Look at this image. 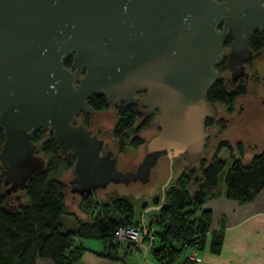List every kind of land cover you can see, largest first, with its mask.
<instances>
[{"label":"water","instance_id":"95a60500","mask_svg":"<svg viewBox=\"0 0 264 264\" xmlns=\"http://www.w3.org/2000/svg\"><path fill=\"white\" fill-rule=\"evenodd\" d=\"M256 26L264 28V0H0L5 193L45 169L31 140L40 127L51 132L59 153L73 155L68 187L82 199L108 184L147 182L161 158L183 157L182 168L191 167L208 151L203 120L215 116L216 103L205 91L219 76L214 66L224 34L230 30L223 53L234 81L244 74ZM67 55L69 66L62 62ZM135 92L158 129L143 142L136 167L119 169L116 154L104 150L106 139L76 115L94 111L89 94L103 93L110 106L130 102ZM158 195L142 212L157 207Z\"/></svg>","mask_w":264,"mask_h":264},{"label":"trees","instance_id":"16d2710c","mask_svg":"<svg viewBox=\"0 0 264 264\" xmlns=\"http://www.w3.org/2000/svg\"><path fill=\"white\" fill-rule=\"evenodd\" d=\"M228 42L229 35H225L223 52ZM263 45L264 29H253L248 41L249 58L252 59ZM223 54L214 66L219 76L205 91V98L231 112L236 97L245 93L246 86L242 80L232 82L228 79ZM70 58V55L63 57L65 66L69 65ZM86 101L94 111L108 107L103 93L89 94ZM261 102L264 104V95ZM115 110L113 135L123 143L126 139L127 145L137 147L141 139L128 135L140 115L136 105L121 103ZM203 123L205 128L215 129L217 140L213 150L208 156H201L191 167L181 168L175 178L163 187L157 208L149 215L151 226L157 225V229L153 228L154 239L148 250L157 264H176L181 256V262L192 264L195 261L185 254L188 248L197 252L207 249L217 253L220 250L223 224L209 229L211 212L204 206V201L216 188L221 171L224 182L222 195L241 203L251 200L264 185V147L254 152L248 161L242 162L230 153L231 145L222 138L226 118L220 115L205 117ZM32 135L31 140L45 159V169L33 174L24 187L14 193H5L0 179V264H36L39 260H47L49 264H74L84 249L80 242L75 243V237L98 238L102 244L99 253L117 257L118 244L112 241L115 227L137 222L132 219L130 200L121 197L101 203L94 209L91 206L93 200H89L80 207L89 218L71 215L73 225L63 228L61 217L72 213L65 203L66 183L58 178V174L63 168H70L73 157L58 152L51 132L46 128H37ZM1 137L0 131V141ZM236 143L239 148L240 143ZM221 148L229 150L227 163L218 155ZM189 183L193 184L192 190L188 189ZM128 248L129 243L125 245L124 252Z\"/></svg>","mask_w":264,"mask_h":264},{"label":"rangeland","instance_id":"374dc122","mask_svg":"<svg viewBox=\"0 0 264 264\" xmlns=\"http://www.w3.org/2000/svg\"><path fill=\"white\" fill-rule=\"evenodd\" d=\"M264 58V45L261 47V49L252 55V62H257ZM246 91L244 94L237 96V99L234 103V112L227 114L229 112L223 111V108L220 104H216V114L215 116L223 115L226 117V123L225 127L223 129L226 138H229L233 140V138L237 137L242 139V146L238 148L236 145L237 143L235 141L231 144V152L234 156L240 157L241 159H245L248 157V155H251L253 151L256 150L253 143L256 144L257 149H259V146H264V104L258 99L259 94H264V87L261 84H247ZM255 96H258L255 97ZM112 109L103 110V113H97L92 114L94 116V119L97 122H102L106 126H109V116L112 118ZM224 113V114H223ZM92 116V117H93ZM136 122V121H135ZM135 126V125H134ZM132 127L133 129L130 130L129 136H138L140 138V132L137 131L136 127ZM207 129V128H206ZM209 134L206 138L205 148H207L206 156L210 154V152L213 150V145L215 144L217 138L214 135L215 129L208 128ZM149 134V133H148ZM148 134L145 136V138L148 136ZM141 139V138H140ZM125 144L126 139H125ZM143 142L141 140V143L137 147L130 148L129 155L135 154L134 160H138L141 158L143 153ZM251 144L253 146L252 148H249L248 145ZM135 149H137L136 153L134 152ZM227 148H221L219 150L220 153L218 155L222 158L226 157V154L228 153ZM228 159L226 160L227 163ZM184 163V159L179 160H172L169 161L166 158L158 159L156 164L150 169L149 179L147 182L142 183L139 181H132L130 183L122 184L118 183L115 184V187L117 188V191L123 192L124 194L128 195L130 202L132 203L133 207V215L132 219L134 221L139 220L140 213L142 211V208L148 203L149 205L152 202V198L155 194H158L160 191H162L163 187L168 184L171 180L175 178L177 173L181 170L182 164ZM69 168H63V170L60 171L58 174V178L62 180L63 182L66 181V179L70 175ZM218 185L220 186L222 183V171L218 174ZM188 189H193V184L189 183ZM70 196L68 193L65 192V203L70 211V215H63L61 217V222L63 224V228H67L73 225V219L71 215H76L83 219H88L89 217L80 210L75 202L70 200ZM152 210H146V215L148 216L150 213H152ZM144 213V212H143ZM154 229H157V225H153ZM82 239V240H81ZM78 238L75 237V243H78L80 240L86 244L87 239L86 238ZM90 244H99L100 240L98 238H89L88 241ZM101 244V243H100ZM156 244V241H154V244ZM125 246V241L120 240L119 244L116 246L117 250L120 251ZM149 252V250H147ZM144 251L142 249H138L136 252L132 250L130 247L127 252L125 253V256L132 260L134 263L137 261V256H140L143 254ZM150 253V252H149ZM148 253V254H149ZM182 259L180 257L178 260ZM45 260H39L37 264H49L47 261L44 263ZM142 262H144L142 260Z\"/></svg>","mask_w":264,"mask_h":264},{"label":"crops","instance_id":"0c3cea01","mask_svg":"<svg viewBox=\"0 0 264 264\" xmlns=\"http://www.w3.org/2000/svg\"><path fill=\"white\" fill-rule=\"evenodd\" d=\"M255 97L258 98V96ZM258 99L261 101V97ZM222 108L224 111L223 106ZM233 112L234 110L227 114ZM221 134L222 138L226 139L230 145L235 141L239 142L242 146V139L237 137L233 138V140L226 138L223 130ZM246 145H248L249 148L253 147L251 144ZM253 145L256 150L253 151L252 154L264 147L259 146V149H257L256 144L253 143ZM230 153L232 154L231 149ZM251 155H248L245 159L239 158L242 162H245L248 161ZM224 159H228V153ZM217 185L218 184H216V188L205 198L204 206L208 207L211 212L210 230L216 229L220 223L223 224L221 247L217 253L210 252L207 249L198 251L197 256L199 260L192 264H264V185L251 200L243 203L222 195V190L224 188L223 176L221 185ZM212 192L217 193L214 194ZM142 213L141 211L140 214ZM144 213L146 214V211ZM86 239L89 241V238ZM81 240L79 242L84 249L80 251L79 255L74 260V264H157L155 259L147 252L148 249L145 248L142 242L135 247H132V243L129 244V248L131 247L134 252L138 249L144 251L143 254L137 256L138 262L134 263L125 256L127 251L124 252V247L120 251L116 248L117 257L106 256L99 253L102 250L101 242L92 245V243L90 244L88 241L84 244ZM142 260L144 262H142ZM46 261L47 260H45L44 263ZM176 264L189 263H183L180 259Z\"/></svg>","mask_w":264,"mask_h":264},{"label":"flooded vegetation","instance_id":"af4514ba","mask_svg":"<svg viewBox=\"0 0 264 264\" xmlns=\"http://www.w3.org/2000/svg\"><path fill=\"white\" fill-rule=\"evenodd\" d=\"M221 28H222V21H220L217 24V29H221ZM255 28H258L259 30H261L260 27L256 26V27L252 28L251 31ZM225 35H229V40H230V30L229 29H227L224 36ZM222 53H223V51H222ZM249 54H250V51H249ZM249 54L247 55L246 59L243 62L244 74L239 76L236 80L232 81L230 79V73L227 70V68H225L227 75H228V79L231 80L232 82L242 80L245 83V85H247L249 83H251V84H257L258 83L264 87V58L257 61V62H252V59L249 58ZM223 56H224V54H223ZM69 64H70V62H69ZM225 67H226V65H225ZM263 95L264 94L261 93V94H259V97H262ZM135 96L136 97L133 100H131L130 102H127L124 99H120L117 101L113 100L110 106L107 105L108 107L104 110H108V109L111 110L112 109V111H111L112 118L109 116V126H106L102 122L99 123L94 119L93 115L97 114V113H103L102 112L103 110L93 111L92 113H85V112L80 111L76 115V122L77 123H80L81 125L89 128L90 131L93 134H95L96 136L106 139V146L104 147V150L109 149V150H112V152L114 154H116V156H117L116 166L119 169H134L136 167L137 163L139 162L140 158L138 160H134L135 154L133 155V157H132V155H130L128 157L129 150H131L130 148H132V146L125 144V142L123 143L122 141H120L119 138L115 137L112 133L113 124H114L115 119H116L115 107L121 103H129V104L134 103L136 105V107L140 113L138 119L136 120V126H137L136 128H137V131L140 132V138L142 141H145L152 133L156 132V130L158 129V127L156 125L150 123V117H151L152 113L150 112V113L146 114L145 113L146 109L144 107H140L137 105V92H135ZM0 131H1V128H0ZM147 134H148V136L145 138V136ZM1 135H2V131H1ZM32 137H33V135L31 136V139H32ZM1 139H2V137H1ZM136 151H137V149H135L134 152L136 153ZM67 153L71 154L69 151H67L66 154ZM72 157H73V155H72ZM70 178H71V174L69 175V177L65 181L66 193L69 194V196L71 198L70 200L72 202L74 201L79 209L81 206H84L86 204V202L89 200H90V202H91V200H93V203L91 206L94 209L97 206H99L101 203H104V202L109 203L110 201L118 200L121 197L129 199L128 195L124 194L123 192L117 191L115 184H108L105 188L96 190L87 199H82L78 194L70 192L69 187H68V181ZM126 186H127V184H126ZM158 194H159L158 195L159 196L158 201H159L160 197H162L161 191ZM95 199H97L98 201H95ZM154 199H155V197L153 196L152 200H154ZM147 205H149V204L146 203V206Z\"/></svg>","mask_w":264,"mask_h":264},{"label":"built area","instance_id":"2783aa9c","mask_svg":"<svg viewBox=\"0 0 264 264\" xmlns=\"http://www.w3.org/2000/svg\"><path fill=\"white\" fill-rule=\"evenodd\" d=\"M156 208L152 209V211ZM153 239V227L149 222V215L147 216L145 213L140 214L139 220L135 224L117 225L112 235V241L116 244H119V241L123 240L125 241V245L132 243V247H135L142 242L147 249L151 246ZM185 254L187 258L193 261L199 260L197 251L193 248H188Z\"/></svg>","mask_w":264,"mask_h":264}]
</instances>
